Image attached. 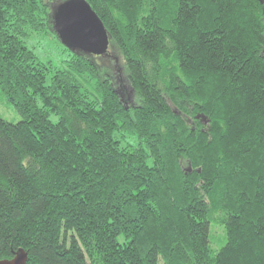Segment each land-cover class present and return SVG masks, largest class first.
<instances>
[{
  "label": "trees",
  "instance_id": "1",
  "mask_svg": "<svg viewBox=\"0 0 264 264\" xmlns=\"http://www.w3.org/2000/svg\"><path fill=\"white\" fill-rule=\"evenodd\" d=\"M85 1L135 104L96 57L61 45L53 70L26 47L54 0H0V97L20 118H0V260L264 264V0Z\"/></svg>",
  "mask_w": 264,
  "mask_h": 264
},
{
  "label": "water",
  "instance_id": "2",
  "mask_svg": "<svg viewBox=\"0 0 264 264\" xmlns=\"http://www.w3.org/2000/svg\"><path fill=\"white\" fill-rule=\"evenodd\" d=\"M50 21L58 41L72 54L82 57H108L109 35L85 0L56 3L51 9ZM116 95L119 96V93L116 92ZM26 263L27 255L22 249H18L11 259L0 260V264Z\"/></svg>",
  "mask_w": 264,
  "mask_h": 264
},
{
  "label": "rangeland",
  "instance_id": "3",
  "mask_svg": "<svg viewBox=\"0 0 264 264\" xmlns=\"http://www.w3.org/2000/svg\"><path fill=\"white\" fill-rule=\"evenodd\" d=\"M63 1L65 0H54L55 4ZM24 43L26 47L31 50L42 63L50 64V67L53 70H63L65 68V63L66 60L69 59V55L62 49V46L53 33L52 29H47L45 30V32L39 34L29 31L27 33V37L24 39ZM107 55L109 59L102 57L93 60L97 64L100 74L102 73L105 76L106 72H109L112 74L114 73L115 76H118V80L116 81L117 85L116 83L114 85L116 89L119 88V96L122 97L126 105L135 104L136 100L133 96L131 98V93L124 84L125 79L123 72V63L119 52L114 46H109ZM101 79L103 80L102 76ZM83 85L88 92H94V83H88L87 80L84 79ZM0 118L13 124H16L20 120L15 111L11 107H7L5 105V102L3 101V99H1V97ZM222 235V232H219L218 230H215L211 234L212 237L216 238H221L223 237ZM217 248L218 243L213 239L210 245V249L212 251H215Z\"/></svg>",
  "mask_w": 264,
  "mask_h": 264
},
{
  "label": "bare ground",
  "instance_id": "4",
  "mask_svg": "<svg viewBox=\"0 0 264 264\" xmlns=\"http://www.w3.org/2000/svg\"><path fill=\"white\" fill-rule=\"evenodd\" d=\"M88 4V3H87ZM89 5V4H88ZM90 6V5H89ZM93 11V10H92ZM94 12V11H93ZM99 18V17H98Z\"/></svg>",
  "mask_w": 264,
  "mask_h": 264
},
{
  "label": "flooded vegetation",
  "instance_id": "5",
  "mask_svg": "<svg viewBox=\"0 0 264 264\" xmlns=\"http://www.w3.org/2000/svg\"><path fill=\"white\" fill-rule=\"evenodd\" d=\"M104 58H109V57H104Z\"/></svg>",
  "mask_w": 264,
  "mask_h": 264
}]
</instances>
